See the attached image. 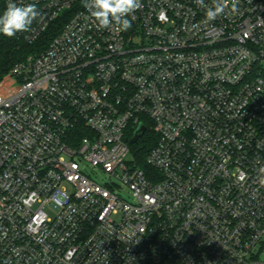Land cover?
<instances>
[{
	"label": "built area",
	"instance_id": "1",
	"mask_svg": "<svg viewBox=\"0 0 264 264\" xmlns=\"http://www.w3.org/2000/svg\"><path fill=\"white\" fill-rule=\"evenodd\" d=\"M9 2L36 5L30 42L71 13L0 82V264H264V0L210 22L214 0H141L126 31Z\"/></svg>",
	"mask_w": 264,
	"mask_h": 264
},
{
	"label": "clouds",
	"instance_id": "2",
	"mask_svg": "<svg viewBox=\"0 0 264 264\" xmlns=\"http://www.w3.org/2000/svg\"><path fill=\"white\" fill-rule=\"evenodd\" d=\"M198 6L207 7L204 0H195ZM239 0H214L207 7L206 20L213 21L230 7L231 12L237 11ZM83 6L91 12L100 29L115 26L117 31H126L132 23L128 18L142 7L141 0H83ZM40 15L35 4L17 5L9 2L0 15V34L14 37L18 32L28 31L33 21Z\"/></svg>",
	"mask_w": 264,
	"mask_h": 264
},
{
	"label": "trees",
	"instance_id": "3",
	"mask_svg": "<svg viewBox=\"0 0 264 264\" xmlns=\"http://www.w3.org/2000/svg\"><path fill=\"white\" fill-rule=\"evenodd\" d=\"M6 7L7 0H0V15L3 14ZM70 13V11L64 12L33 42L27 40L25 32H18L14 37H6L0 34V82L15 65L21 63L29 56L38 55L45 51L67 23ZM143 122L147 126V132L137 144H130V150L137 166L147 169V157L156 146L158 137L149 121L143 118ZM134 133L135 129H132L130 140Z\"/></svg>",
	"mask_w": 264,
	"mask_h": 264
},
{
	"label": "rangeland",
	"instance_id": "4",
	"mask_svg": "<svg viewBox=\"0 0 264 264\" xmlns=\"http://www.w3.org/2000/svg\"><path fill=\"white\" fill-rule=\"evenodd\" d=\"M153 128V127H152ZM154 131V129H153ZM155 132V131H154ZM86 173L93 179L95 180L96 182H98L99 184H106L108 182H110V176L104 172L102 169L100 168H92L91 166H88V164H86V166L84 167ZM120 195L132 202V197L130 196L129 194V191L127 190V188L124 187L123 190H121L120 192ZM115 220H120V217L117 216V217H114ZM258 252V250H257ZM262 260H264V256H262Z\"/></svg>",
	"mask_w": 264,
	"mask_h": 264
},
{
	"label": "water",
	"instance_id": "5",
	"mask_svg": "<svg viewBox=\"0 0 264 264\" xmlns=\"http://www.w3.org/2000/svg\"><path fill=\"white\" fill-rule=\"evenodd\" d=\"M147 132V127L146 125H144L143 123H141L135 133H134V136L133 138L130 140V144H137L138 141L146 134Z\"/></svg>",
	"mask_w": 264,
	"mask_h": 264
}]
</instances>
